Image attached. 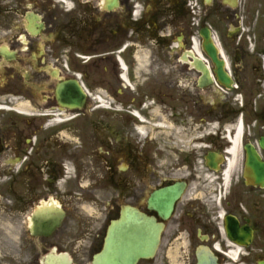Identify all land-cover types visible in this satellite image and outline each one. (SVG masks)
Segmentation results:
<instances>
[{
    "label": "flooded vegetation",
    "instance_id": "af4514ba",
    "mask_svg": "<svg viewBox=\"0 0 264 264\" xmlns=\"http://www.w3.org/2000/svg\"><path fill=\"white\" fill-rule=\"evenodd\" d=\"M253 162L264 0H0V264H92L128 205L165 223L139 264H264Z\"/></svg>",
    "mask_w": 264,
    "mask_h": 264
},
{
    "label": "water",
    "instance_id": "95a60500",
    "mask_svg": "<svg viewBox=\"0 0 264 264\" xmlns=\"http://www.w3.org/2000/svg\"><path fill=\"white\" fill-rule=\"evenodd\" d=\"M256 182L264 185V168ZM259 168V169H260ZM173 188L159 190L152 199L151 207H165L164 217L170 215ZM168 198V199H167ZM118 219L112 220L107 231L103 249L94 257L93 264H137L141 258L150 259L155 256L160 245L164 224L158 222L154 216L128 206L120 212ZM200 264H217L210 252H205Z\"/></svg>",
    "mask_w": 264,
    "mask_h": 264
},
{
    "label": "rangeland",
    "instance_id": "374dc122",
    "mask_svg": "<svg viewBox=\"0 0 264 264\" xmlns=\"http://www.w3.org/2000/svg\"><path fill=\"white\" fill-rule=\"evenodd\" d=\"M176 247H179L180 245L179 244H177V245H175ZM169 264H173V262L172 261H169ZM175 264V263H174Z\"/></svg>",
    "mask_w": 264,
    "mask_h": 264
}]
</instances>
